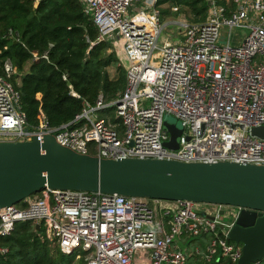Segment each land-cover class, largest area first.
Here are the masks:
<instances>
[{"label":"built area","instance_id":"1","mask_svg":"<svg viewBox=\"0 0 264 264\" xmlns=\"http://www.w3.org/2000/svg\"><path fill=\"white\" fill-rule=\"evenodd\" d=\"M206 1L205 21L175 23L180 39L160 41L157 0H80L98 28L97 42L110 43L125 61L124 91L110 102L103 95L95 104L84 102L82 113L59 127L46 118L33 125L8 59L0 76V142L53 135L60 145L101 159L264 166V140L252 134L264 127V0ZM234 30L248 33L233 37ZM167 116L183 127L175 151L165 146ZM240 213L185 200L47 189L0 208V237L31 222L44 224L63 254L83 255L86 264H190L193 258L238 264L242 245L228 235ZM184 239L205 243L189 250Z\"/></svg>","mask_w":264,"mask_h":264},{"label":"trees","instance_id":"2","mask_svg":"<svg viewBox=\"0 0 264 264\" xmlns=\"http://www.w3.org/2000/svg\"><path fill=\"white\" fill-rule=\"evenodd\" d=\"M168 4L187 8L191 23L206 19V0H157L158 8ZM98 36L80 0H0V76L9 59L17 69L11 81L31 124L46 118L59 127L74 121L84 102L95 104L100 95L110 102L124 91L126 70L110 43H98ZM0 247L7 249L0 253V264L74 261L59 250L44 224L38 229L31 222L18 223L9 236L0 237Z\"/></svg>","mask_w":264,"mask_h":264},{"label":"water","instance_id":"3","mask_svg":"<svg viewBox=\"0 0 264 264\" xmlns=\"http://www.w3.org/2000/svg\"><path fill=\"white\" fill-rule=\"evenodd\" d=\"M166 118L170 140L165 146L175 151L183 127ZM252 134L264 140V127ZM47 189L237 207L241 213L228 238L242 245L238 264H258L264 257V166L101 159L74 152L53 135L0 142V208Z\"/></svg>","mask_w":264,"mask_h":264},{"label":"rangeland","instance_id":"4","mask_svg":"<svg viewBox=\"0 0 264 264\" xmlns=\"http://www.w3.org/2000/svg\"><path fill=\"white\" fill-rule=\"evenodd\" d=\"M162 11H168L169 13L167 15H162V11H161V15H162V21H163V26L164 29L162 31L161 34V39L160 41H162V39L164 38H169L173 41H178L180 39V35L179 33V26L175 23H180V22H188L191 23L193 22L192 19V15L189 13V10L185 7L182 6H178V5H164L161 8H159ZM238 33L239 36H244V33L247 34L248 31L246 30H234L233 31V37H235V35ZM227 37H228V31L224 28L221 31V40L222 43H226L227 41ZM110 53V52H109ZM120 63L122 64V66L125 68V61L120 59ZM110 74L113 78L116 77V71L114 68L110 69ZM166 119H168L171 123H177L178 127H182L181 123L179 121H177L176 118H174L173 116H168ZM90 148H93L92 146ZM91 153H93V149L91 150ZM40 194V193H39ZM38 195V194H36ZM33 195V196H36ZM31 196V197H33ZM42 196V194H41ZM56 245V244H55ZM58 248L59 246L56 245ZM60 250V248H59ZM74 262L72 264H86V260L85 257L83 255H80V259H77V253L74 254Z\"/></svg>","mask_w":264,"mask_h":264},{"label":"crops","instance_id":"5","mask_svg":"<svg viewBox=\"0 0 264 264\" xmlns=\"http://www.w3.org/2000/svg\"><path fill=\"white\" fill-rule=\"evenodd\" d=\"M172 205V204H171ZM203 243H205V240H200V241H194V240H189V239H184L182 242H181V245H185V246H188L189 245V250H191L192 248L194 247H198L200 245H202ZM198 264V260L197 259H191L190 260V264Z\"/></svg>","mask_w":264,"mask_h":264}]
</instances>
